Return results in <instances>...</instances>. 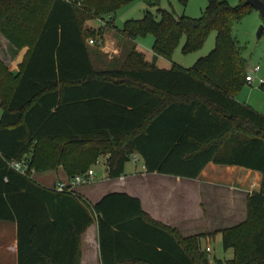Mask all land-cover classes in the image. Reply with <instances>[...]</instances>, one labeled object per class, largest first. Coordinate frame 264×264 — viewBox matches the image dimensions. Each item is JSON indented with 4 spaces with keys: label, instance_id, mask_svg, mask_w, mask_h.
Wrapping results in <instances>:
<instances>
[{
    "label": "trees",
    "instance_id": "trees-1",
    "mask_svg": "<svg viewBox=\"0 0 264 264\" xmlns=\"http://www.w3.org/2000/svg\"><path fill=\"white\" fill-rule=\"evenodd\" d=\"M134 1L0 0V36L12 51L28 50L17 75L0 61V222L15 225L17 264H79L80 236L93 220L100 264H209L199 245L205 234L181 237L135 198L111 193L90 205L9 168L22 160L36 173L60 167L70 180L101 156L108 180L133 156L147 174L185 180L208 164L259 173L245 221L212 233L232 259L211 264H264V115L235 100L247 71L231 36L253 9L206 0L198 19L157 11L155 21L144 12L117 32L131 42L151 36L154 57L169 61L182 38L183 53L196 51L211 32L213 50L189 70L157 69L132 49L121 68L95 71L87 41L100 42L102 31L84 29L85 14L110 23Z\"/></svg>",
    "mask_w": 264,
    "mask_h": 264
},
{
    "label": "rangeland",
    "instance_id": "rangeland-1",
    "mask_svg": "<svg viewBox=\"0 0 264 264\" xmlns=\"http://www.w3.org/2000/svg\"><path fill=\"white\" fill-rule=\"evenodd\" d=\"M217 1L225 2L231 8H236L240 4V0ZM260 1L264 2V0ZM206 6V0H187L184 7L178 4L176 0H160L157 7H150L143 0H136L128 7L120 9L115 13L114 25L116 29L113 31L108 30V34L114 33L116 39L120 40L121 36L117 30L121 29L122 24L129 20H140L144 12H149L155 21L159 20L157 11L172 13L176 17L184 16L190 19H198L204 12ZM82 12L84 13L85 11ZM85 17L82 24L83 28L87 30L89 21H92L90 18L92 16L85 14ZM101 20L106 21L104 25L107 26L109 24L108 16H103ZM92 24L96 28L100 25V20L96 19L92 21ZM261 24L262 21L259 13L253 10L233 25L231 36L239 48L242 60L246 64V71L250 73L253 67L259 66L260 71L257 78L264 79V30L262 35L257 38V32ZM89 40L93 41V47L90 46L88 49L91 50L95 45V48L99 47L98 38ZM136 41L142 47L144 53H148L153 46V38L149 35L137 38ZM214 43L215 33L211 32L200 49L189 53H183L182 46L184 44V38H182L171 52L169 62L164 61V64H173L183 70H189L197 60L206 57L213 50ZM126 49L122 51V57H118V62H120L117 66L108 65L106 68H121L126 58ZM114 57H111L110 60ZM0 61L2 62L1 59ZM2 64L5 66L3 62ZM235 100L239 101L240 104L248 105L251 109L264 115V93L258 89L256 83L244 86L236 94ZM106 160L107 157L101 156L89 167V169L94 172L92 183L91 185H84V187L81 186L79 190L93 189L96 184L102 181L104 170L103 166L100 164L104 165L106 171ZM141 166L142 162L140 158H138L136 165L130 160L124 166L123 175L128 177L129 175L135 174V172H140ZM198 178L196 181L193 180L188 183L181 182L186 184L185 189H183L184 191L180 192L182 194V201L179 202L177 210L171 209V214L176 218L175 221L177 224L183 229L189 230L196 235L198 233L205 234V236L200 239L199 245L200 252H204V248L209 247L210 257L207 258L204 256L209 264H211L213 260L222 262L229 261L233 257L232 250L228 249L225 251L222 247L221 236L216 233L212 235V233L222 229L233 228L245 221L246 200L252 193L257 191L258 185L256 183L254 184L251 180L243 185L240 182L236 183L234 181L227 184L223 181ZM117 186H120L119 183L108 184L103 186V188H114ZM77 190L78 188L73 192L75 195H77ZM204 213H207L205 219L203 217ZM207 231L211 232L208 233ZM206 238H208V240H206Z\"/></svg>",
    "mask_w": 264,
    "mask_h": 264
},
{
    "label": "crops",
    "instance_id": "crops-1",
    "mask_svg": "<svg viewBox=\"0 0 264 264\" xmlns=\"http://www.w3.org/2000/svg\"><path fill=\"white\" fill-rule=\"evenodd\" d=\"M92 21H89L88 26L86 25L87 30L102 31L99 47H94L91 50L88 49L89 60L95 71L106 70L108 69L106 68L108 65L117 66L120 62H118V57H122L123 54L121 53L123 50L125 51L126 48L127 52L133 49L141 54L146 63L153 64L157 69L169 70L173 65L164 64V61L168 60L161 57H154L151 50L148 53H144L142 47L137 43V39L131 42L126 41L121 37L119 40L116 39V35H114V33L108 34V30L113 31L116 29L114 25V16H112V20L108 24L109 26L104 25L102 20H100V25L95 28ZM87 46L93 47V45L88 44V41ZM27 51V48L20 51H12L7 47L6 41L0 36V59L7 67L8 72L12 75L18 74L19 66L22 64ZM111 57L114 58L110 60ZM109 69L118 68L114 67ZM237 102L240 103L239 101ZM245 106L249 107L248 105ZM1 115L2 112L0 109V118ZM134 164L136 165V163ZM100 165L103 166L104 170L102 181L96 184L93 189L79 190L81 187H77V196L86 200L90 205H95L99 200H101V198L108 194H125L129 197L137 199L140 202L141 210L151 221L165 228L175 230L183 238L200 235V233L196 235L189 230L183 229L177 224L175 221L176 218H174L171 214V209L177 210L179 202L182 201V194L180 192L184 191L183 189H185L186 186L185 183L192 182L193 180L179 179L158 174H147L143 169V165L141 166L140 172H135L133 175H129L128 177L122 175L118 179L108 180L106 178L107 173L104 165ZM199 178L223 181L227 184L234 181L236 183L240 182L243 185L251 180L254 184L256 183L258 185L257 191L259 190L261 181V176L257 172L248 171L238 167L215 166L213 164H208L200 173ZM31 179L43 187L52 188L57 183L65 182L67 180V176L64 174L62 169L58 167L53 171L50 170L43 173H36L33 171L31 173ZM91 183L88 185H91ZM113 183H119L120 186L114 188H103V186ZM205 216L207 217V213L203 214L204 219L206 218ZM207 232L210 233L211 231ZM206 240H208V238H206ZM0 264H17L16 228L14 224L7 222H0ZM79 264H100L97 225L95 220L92 221V223L80 236Z\"/></svg>",
    "mask_w": 264,
    "mask_h": 264
},
{
    "label": "built area",
    "instance_id": "built-area-1",
    "mask_svg": "<svg viewBox=\"0 0 264 264\" xmlns=\"http://www.w3.org/2000/svg\"><path fill=\"white\" fill-rule=\"evenodd\" d=\"M102 23L104 24L105 21H102ZM88 44L92 45L93 41L89 40ZM258 72H259V66L253 67L250 73L247 72V75L245 77V82L247 85H252L256 83L257 87L264 93V79L257 78ZM132 160L134 163H136L138 159L137 157L133 156ZM9 168L22 176L26 174H31L33 172L32 170H29V166L27 165V162L24 160L20 162L10 163ZM93 177H94V172L93 170L89 169L85 173L77 175L70 180H66L65 182L55 184L52 187V190H54L57 193H65V192L73 193L77 187L90 184L93 180ZM204 254L207 258L210 257L209 247L204 248Z\"/></svg>",
    "mask_w": 264,
    "mask_h": 264
},
{
    "label": "water",
    "instance_id": "water-1",
    "mask_svg": "<svg viewBox=\"0 0 264 264\" xmlns=\"http://www.w3.org/2000/svg\"><path fill=\"white\" fill-rule=\"evenodd\" d=\"M244 4L257 11L261 17L262 24L257 32V38H259L264 30V2L260 0H244Z\"/></svg>",
    "mask_w": 264,
    "mask_h": 264
}]
</instances>
